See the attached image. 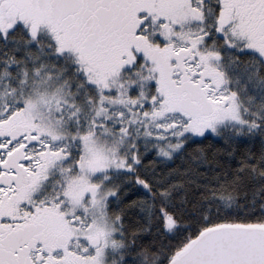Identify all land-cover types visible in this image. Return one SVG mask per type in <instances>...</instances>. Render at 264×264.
Listing matches in <instances>:
<instances>
[{
  "label": "snow or ice",
  "instance_id": "6c2138e0",
  "mask_svg": "<svg viewBox=\"0 0 264 264\" xmlns=\"http://www.w3.org/2000/svg\"><path fill=\"white\" fill-rule=\"evenodd\" d=\"M0 264H264V0H0Z\"/></svg>",
  "mask_w": 264,
  "mask_h": 264
}]
</instances>
